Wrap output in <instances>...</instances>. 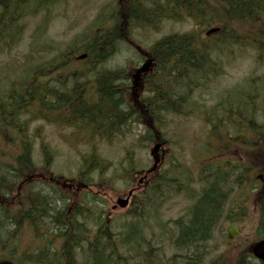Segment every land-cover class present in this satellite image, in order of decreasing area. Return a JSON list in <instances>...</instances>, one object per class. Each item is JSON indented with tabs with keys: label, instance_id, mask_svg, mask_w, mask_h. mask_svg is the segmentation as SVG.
I'll return each mask as SVG.
<instances>
[{
	"label": "trees",
	"instance_id": "1",
	"mask_svg": "<svg viewBox=\"0 0 264 264\" xmlns=\"http://www.w3.org/2000/svg\"><path fill=\"white\" fill-rule=\"evenodd\" d=\"M29 3L30 0H0V44L7 40L9 46L15 44L17 38L11 36L12 32ZM108 13L109 17L89 37L32 70L27 79L0 99V196L6 199L34 167V143L26 131L29 122L21 125L25 116L31 115L32 120L39 112L38 117L78 132L81 142L90 147V152L81 156L79 183L90 188L95 183L94 175L100 178L113 167L98 152L99 146L112 145L119 137L127 136L131 124L146 126V142L154 143L162 137L164 114L185 116L209 110L204 114L212 126L211 148L215 145L221 150L216 159L204 160L203 167L208 170L204 175L210 176L183 179L170 171L166 179L153 177L150 195L142 196L143 200H160L165 191L191 192L193 183L207 184L200 195L188 196L194 200L191 218L176 222L178 234L174 241L175 247L188 255L187 264H204L208 253L201 249L211 237L227 198L224 186L243 172L234 166L235 157L228 156L227 151L232 144L249 146L247 135H264V123L255 122L264 92L255 86L238 89L235 97L232 93L233 100L219 102L213 111L205 104H193L192 97L202 94L214 78L225 73L227 63L247 49L255 51L258 61L264 62V0H129L124 7L110 6ZM184 19L205 28L217 26L221 31L212 40L193 31L155 43L150 50L152 74L136 98L124 70L104 68L134 29ZM75 50L88 54L80 67L75 65ZM261 89L264 91V87ZM43 150L46 164L51 165L54 154L46 146ZM174 167L182 171L181 166ZM6 200L11 207L7 222L15 231L21 227L32 230L35 246L25 249L21 258L13 259L9 253L0 260L16 264H135L131 250L146 247L139 223L126 224L127 232L118 238L114 222L104 218L105 212L97 208L103 202L97 194L84 192L81 202L73 203L61 189L42 183L39 189L36 184L28 185L20 201ZM4 208L2 205L0 210ZM128 216L139 222L144 212L130 211ZM141 253L139 257L146 261ZM145 254L152 257L146 250ZM210 264L218 263L216 260ZM233 264L264 263L256 261L249 250H242Z\"/></svg>",
	"mask_w": 264,
	"mask_h": 264
},
{
	"label": "rangeland",
	"instance_id": "2",
	"mask_svg": "<svg viewBox=\"0 0 264 264\" xmlns=\"http://www.w3.org/2000/svg\"><path fill=\"white\" fill-rule=\"evenodd\" d=\"M41 1L38 4L39 0L32 2L30 0L28 8L22 12L24 16L15 24V31L11 35L17 38L15 44L9 46L8 40L0 44L1 100L6 98L5 95H9L12 88L19 82L27 79L32 70L50 63L60 51L75 46L76 43L89 37L95 27L100 25L99 22L109 17L110 6L114 8L116 1L118 2V0H54V3L48 4L45 8ZM159 26L134 29L131 37L118 47L117 52L104 64V68L112 71L124 70V74L133 81L138 65L144 61L143 53H148L156 41L166 36L182 35L193 31L203 33V36L207 37L206 32L217 27L197 26L190 19L180 22L164 21ZM216 35L209 36L210 40ZM82 53L83 50H75L74 58L76 59ZM234 59L231 63H227L225 73L214 78L202 94L197 96L194 94L193 104H205L206 108L213 111L219 102L233 100L232 93L239 87L243 89L255 86L259 88V91L264 92L261 89L264 87L261 84L264 83L262 82L264 81V62L258 61L256 52L247 49L241 56ZM81 62L78 61L75 65L80 67ZM142 78L139 83L141 91L145 84V79ZM200 92L197 91V93ZM134 98H136L135 95ZM252 98L255 97L252 96ZM258 108L260 110L264 108V97L258 103ZM204 111L197 110L195 114L185 116L164 114L163 126L160 130L161 139L167 144L164 150L159 151L161 165L156 177L164 176L166 179L171 176L170 171L174 177H183V179L189 177L197 180L210 176L204 175L208 171L203 167L204 160L209 157L216 159L221 150L216 149L215 145L211 148L212 126L207 123L208 115H205ZM36 113L40 116L39 112ZM232 115L235 116L234 112ZM38 116L32 120H30L31 115L25 116L21 124L29 122L26 131L34 143V167L28 176L39 178L36 183L38 189L43 182L48 183L54 177L57 184L53 186L61 189L64 196L67 194L73 203H79L84 193L80 189L78 177L81 170V156L89 153L90 147L81 142V136L72 128L50 123ZM256 119L258 123L264 122L261 111L256 113ZM130 127L127 136L119 137L112 145L103 143L99 146L98 152L105 160L110 161L113 167L100 178L94 175L95 183L90 190L89 188L84 190L97 194L103 200L97 208L105 212L104 218L114 222L113 229L118 238L127 232L126 224L139 223L138 226L142 230V243L146 244V247H142L141 251L131 250L135 264H187L188 255L178 250L174 244L178 234L176 222L182 219L188 221L191 218H189V212L194 201L187 197L202 193L200 190H203L205 183H193L190 186L191 192L180 193L173 190L166 194L164 192L160 200H152L149 196L148 199L143 200L146 182L152 183L153 177L143 179L144 175L136 177V174L152 167L153 159L150 152L154 143L146 142V126L131 124ZM258 142L260 144V141H253L248 150L242 148L240 143V145L230 146L231 149L229 148L227 154L235 157L233 163L238 170L243 157L247 158L249 167L264 166V145H259ZM45 146L54 154L51 165L46 164V153L43 150ZM174 165L182 166L180 168L182 171H177ZM133 167L136 171L131 173ZM184 170L187 171L183 172ZM201 175L204 176L201 177ZM238 178L240 177L233 176L224 186L223 191L227 194V198L212 237L201 249L208 253L204 264H210L216 260L218 264H233L240 251L250 249L253 243L264 236V206H261L259 198L260 189L256 193L257 186L253 184L251 186L242 177ZM140 180H143V183ZM140 182L142 187L139 186ZM19 184L6 197L22 198V194L27 191V185L30 183L27 181L24 186ZM221 186L220 188L223 187ZM132 188L138 189L137 197L131 201L127 209H118L113 212L112 207L116 200L125 198ZM8 205L0 210V231L2 232L0 256L10 253L13 259L21 258L25 249L35 246V235L28 227H21L15 231L12 224L7 222L6 217L11 210ZM135 210L144 212V218L139 222L131 220L128 216L130 211ZM232 225L236 226L238 233L233 240H230L228 229ZM5 238H11V241L4 242ZM144 249L149 256L152 254V257H148ZM140 252L146 261L139 257Z\"/></svg>",
	"mask_w": 264,
	"mask_h": 264
},
{
	"label": "water",
	"instance_id": "3",
	"mask_svg": "<svg viewBox=\"0 0 264 264\" xmlns=\"http://www.w3.org/2000/svg\"><path fill=\"white\" fill-rule=\"evenodd\" d=\"M218 31H219V29H214V30L210 31L209 34H211V33H216V32H218ZM85 58H87V55H86V54L81 55V56L79 57L80 60H84ZM150 63H151V62H150ZM147 69H148V66H147V68L145 67V68L141 69V72H142V71H145V70H147ZM160 146H161V145H157V146L155 147V149H154L153 152H156V151L159 149ZM132 195H133V192L131 191V192H129L128 197H127L126 199L119 198V199L117 200V202H116V206L113 207V209L115 210V209L117 208V206H119L121 209H125V208H127L128 205H129L130 197H131ZM236 233H237V231L234 229V227H231V228L229 229V234H230V238H231V239L234 238V236H235ZM251 252H252V254L254 255V257H255L257 260H259L260 262H263V263H264V240L257 242V243L253 246ZM0 264H13V263L10 262V261H2V262H0Z\"/></svg>",
	"mask_w": 264,
	"mask_h": 264
},
{
	"label": "flooded vegetation",
	"instance_id": "4",
	"mask_svg": "<svg viewBox=\"0 0 264 264\" xmlns=\"http://www.w3.org/2000/svg\"><path fill=\"white\" fill-rule=\"evenodd\" d=\"M121 1V0H120ZM162 150H164V148H162ZM165 159V158H164ZM243 160L246 161V158H243ZM246 163V162H245ZM249 170V171H248ZM246 172H250L251 174V177H250V181L252 182L253 185L257 186L256 188V193L259 192L258 189H260V192H261V196H264V166L261 168V167H258L256 165L254 166H251V167H247V164H246ZM138 177V176H136ZM247 178V177H246ZM254 178V179H253ZM142 183H143V180H140ZM141 182L139 184L140 187H142L141 185ZM255 182V184H254ZM146 185H148V183L146 182ZM260 196V197H261ZM1 198V196H0ZM5 204L3 203L2 204V201L0 199V207ZM2 237V232L0 231V238Z\"/></svg>",
	"mask_w": 264,
	"mask_h": 264
}]
</instances>
